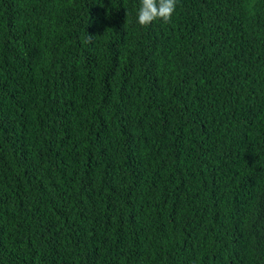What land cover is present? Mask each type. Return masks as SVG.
Returning a JSON list of instances; mask_svg holds the SVG:
<instances>
[{"label":"trees","instance_id":"obj_1","mask_svg":"<svg viewBox=\"0 0 264 264\" xmlns=\"http://www.w3.org/2000/svg\"><path fill=\"white\" fill-rule=\"evenodd\" d=\"M139 7L0 0V264H264V0Z\"/></svg>","mask_w":264,"mask_h":264},{"label":"clouds","instance_id":"obj_2","mask_svg":"<svg viewBox=\"0 0 264 264\" xmlns=\"http://www.w3.org/2000/svg\"><path fill=\"white\" fill-rule=\"evenodd\" d=\"M177 0H140L137 21L142 26L151 24L156 19L169 22L175 11ZM91 39V36L88 37Z\"/></svg>","mask_w":264,"mask_h":264}]
</instances>
